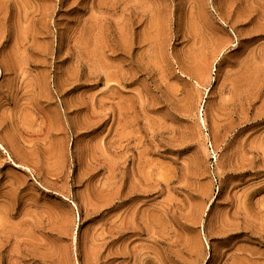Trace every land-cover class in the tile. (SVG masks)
<instances>
[{
  "label": "rangeland",
  "instance_id": "374dc122",
  "mask_svg": "<svg viewBox=\"0 0 264 264\" xmlns=\"http://www.w3.org/2000/svg\"><path fill=\"white\" fill-rule=\"evenodd\" d=\"M0 143V264H264V0H0Z\"/></svg>",
  "mask_w": 264,
  "mask_h": 264
},
{
  "label": "bare ground",
  "instance_id": "6f19581e",
  "mask_svg": "<svg viewBox=\"0 0 264 264\" xmlns=\"http://www.w3.org/2000/svg\"><path fill=\"white\" fill-rule=\"evenodd\" d=\"M203 122H204V120H203ZM0 147H1L2 149H4L1 143H0Z\"/></svg>",
  "mask_w": 264,
  "mask_h": 264
}]
</instances>
